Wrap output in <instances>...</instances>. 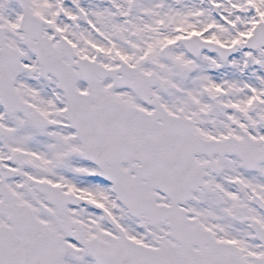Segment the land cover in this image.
<instances>
[{
	"label": "snow or ice",
	"instance_id": "6c2138e0",
	"mask_svg": "<svg viewBox=\"0 0 264 264\" xmlns=\"http://www.w3.org/2000/svg\"><path fill=\"white\" fill-rule=\"evenodd\" d=\"M0 264H264V0H0Z\"/></svg>",
	"mask_w": 264,
	"mask_h": 264
}]
</instances>
